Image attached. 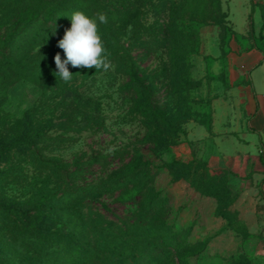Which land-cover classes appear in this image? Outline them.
Instances as JSON below:
<instances>
[{"label":"rangeland","instance_id":"rangeland-1","mask_svg":"<svg viewBox=\"0 0 264 264\" xmlns=\"http://www.w3.org/2000/svg\"><path fill=\"white\" fill-rule=\"evenodd\" d=\"M134 1L140 4L142 24L171 19L175 31L183 24L191 35L187 65L192 84L181 94L185 104L179 107L172 96L177 68L170 66L169 52L138 41V28L128 27L122 33L153 106L177 129L169 131L168 123H160L165 138L162 145L146 142L152 114L138 106L142 99L126 89L128 77L114 61L110 60L112 67L106 72L68 65L73 74L69 82L55 75L58 69L53 64L49 67L48 62L58 52L65 59L57 46L60 39L51 45H47L48 38L42 39L44 45L40 46L37 32L49 23L20 24L24 13L35 6L33 0H0V51L37 55L34 73L18 75L17 67L5 83L0 80V89L7 88L0 94V118L14 121L27 110L38 109L51 139L45 152L68 164L70 170H84L78 181L81 185L97 188L139 153L155 174L152 191L135 203H124L118 200L120 192L99 189L87 197L83 212H100L117 228L138 221L143 204L152 192L158 193L156 205L167 204L163 211L167 217L163 215L161 222H169L175 230L168 249L176 261L173 264H264V195L260 179H256L264 173L260 160L263 141L255 154H230L222 158V167H211L216 141L211 135H194L193 131L194 124L211 123V98L221 95V91L212 90L214 81L227 89L250 82L248 74L259 61L253 52H264V0H172V11L155 9L151 0ZM163 2L167 0H153L157 5ZM243 5L249 13L254 9L252 17L247 13L246 25H241ZM71 13L58 18L59 23H70ZM223 142L232 145L226 138ZM14 163L31 165L26 157L16 158ZM28 190L27 183L9 188L18 196ZM65 227L68 229L69 223ZM217 238L220 243L211 248ZM15 250L25 251L21 246Z\"/></svg>","mask_w":264,"mask_h":264},{"label":"trees","instance_id":"trees-1","mask_svg":"<svg viewBox=\"0 0 264 264\" xmlns=\"http://www.w3.org/2000/svg\"><path fill=\"white\" fill-rule=\"evenodd\" d=\"M35 6L24 13L20 24L32 26L35 22H48L41 25L36 41L48 38L47 45L56 43L64 35L71 22L61 25L58 18L66 12L80 10L89 17L105 13L107 24L97 21L106 52L119 69L128 77L126 89L142 99L139 105L152 114L147 143L162 145L160 123L166 122L172 129V122L165 118L162 111L155 109L151 93L140 75L138 64L125 46L123 30L135 27L137 40L153 50L165 49L171 56L170 66L177 68V79L173 88V97L179 107L185 104L182 93L188 92L192 84L188 74L187 58L191 51V35L170 19L167 23L156 22L145 25L141 22V7L134 0H33ZM150 3L155 9L172 11V0L159 5ZM182 10L180 6L177 8ZM254 9L252 8L251 17ZM159 27V28H158ZM178 27V25H177ZM47 29V30H46ZM162 34L163 36H160ZM169 35L175 36L174 39ZM146 45V46H147ZM148 47V46H147ZM18 54L21 55L19 58ZM36 54L20 53L18 50L0 51V80L16 73L30 75L34 73ZM56 68L54 59L48 62ZM24 71V72H21ZM169 71V69H168ZM17 75V74H16ZM7 88L0 89V94ZM168 91L171 89L168 87ZM178 96V97H177ZM49 138L39 111L29 109L23 117L7 121L0 118V264H173L169 248L173 245L175 230L169 222H161L167 204L157 206L159 194L152 192L148 202L143 204L139 220L132 224L116 226L104 214L92 209L86 214L85 200L99 189L111 193L120 192L118 200L135 203L138 198L152 191L154 172L147 161L138 153L128 163L114 171L97 188L81 185V168L70 170L69 165L46 151ZM20 157H26L31 165L25 167L14 163ZM264 163V156L261 155ZM33 176L34 180L29 181ZM27 183L28 192L18 196L9 188ZM93 197V196H91ZM167 217V214L165 215ZM69 223L66 229L65 224ZM117 233H116V232ZM120 231V232H119ZM119 233V234H118ZM121 239V242L118 240ZM21 246L24 252L15 250ZM14 252V253H13Z\"/></svg>","mask_w":264,"mask_h":264},{"label":"crops","instance_id":"crops-1","mask_svg":"<svg viewBox=\"0 0 264 264\" xmlns=\"http://www.w3.org/2000/svg\"><path fill=\"white\" fill-rule=\"evenodd\" d=\"M242 8L244 19L241 25L243 23L246 25L249 9L244 5ZM234 12L235 10L231 12L233 22L236 21ZM251 13L252 7L250 8V17ZM253 55L259 61L248 74L250 82L236 83L227 89L222 82L214 81L215 86L212 87V90L221 91V95H214L211 98V123L194 124V135H211L216 141L214 148L216 155L211 160V167H222V158L230 154L239 156L255 154L262 141L264 143V138L261 139V134L264 135V52H253ZM224 138L232 145L225 144ZM260 177H264V173H261ZM260 182V189L264 195V179H260ZM220 241V238L214 239L211 248H217Z\"/></svg>","mask_w":264,"mask_h":264},{"label":"clouds","instance_id":"clouds-1","mask_svg":"<svg viewBox=\"0 0 264 264\" xmlns=\"http://www.w3.org/2000/svg\"><path fill=\"white\" fill-rule=\"evenodd\" d=\"M68 18L71 26L65 29L63 37L57 44L62 49L65 59L62 60L60 53H56L54 62L58 72L55 75L65 82L71 81L73 74L69 71L68 65L73 68L108 71L112 67L110 53L106 52L97 23L99 21L100 24H107V15L98 13L96 17H89L85 12L76 10ZM256 179H264V177H256Z\"/></svg>","mask_w":264,"mask_h":264}]
</instances>
